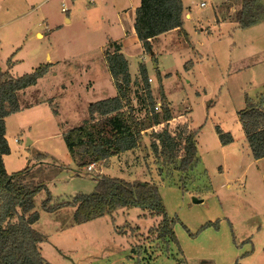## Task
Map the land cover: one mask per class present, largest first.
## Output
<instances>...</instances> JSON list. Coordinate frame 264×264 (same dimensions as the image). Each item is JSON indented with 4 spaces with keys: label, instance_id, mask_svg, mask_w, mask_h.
<instances>
[{
    "label": "rangeland",
    "instance_id": "obj_1",
    "mask_svg": "<svg viewBox=\"0 0 264 264\" xmlns=\"http://www.w3.org/2000/svg\"><path fill=\"white\" fill-rule=\"evenodd\" d=\"M71 1L0 0V72L8 70L13 77L31 72L44 44L61 60L35 85L17 92L20 110L5 118L10 147L3 156L6 171L29 166L33 175L26 181L44 183L51 204L91 193L95 177L109 175L111 165L110 160L91 169L68 165L72 159L63 133L84 122L87 102L116 95L113 81L100 72L103 48L95 44L96 22L86 26L80 15L70 23L62 20L67 14L60 10L62 2L68 9ZM201 1L185 0L192 17L202 19L205 27L201 33L194 32L193 20L184 27L202 53L189 72L187 67L196 59L182 36L176 55L152 61L149 53L133 50L129 57L133 75L140 62H147L154 103L161 104L159 70L172 75L165 79L164 88L173 103L182 97L188 101L183 106L191 110L194 129L201 126L196 131L197 152L188 169H177L180 159L173 167L168 151L156 155L144 142L159 131L153 128L156 124L148 113L149 103L141 101L144 91L139 82L131 85L127 100L135 110L136 122L143 126L140 145L119 159L121 164L110 172V176L156 185L166 214L174 221L176 240L159 241L155 229L161 217L139 207L119 208L111 215L76 224L72 205L43 210L41 204L47 196L43 189L33 201L39 214L34 228L45 235L40 245L45 264H264V158L252 157L236 114L245 106V96L264 98V25L238 27L234 19L241 0H204L205 5L200 6ZM218 4L224 11L216 8ZM47 8L51 17L58 15L55 22L63 26L39 39L36 31L47 32L42 24ZM106 50L107 46L104 55ZM40 59L45 61L43 56ZM85 63H92L98 71L80 72ZM89 79H96L95 85L86 89L81 83ZM63 85L68 88L64 90ZM216 126L231 133V144H220Z\"/></svg>",
    "mask_w": 264,
    "mask_h": 264
},
{
    "label": "trees",
    "instance_id": "obj_2",
    "mask_svg": "<svg viewBox=\"0 0 264 264\" xmlns=\"http://www.w3.org/2000/svg\"><path fill=\"white\" fill-rule=\"evenodd\" d=\"M235 21L241 29L263 22L264 0H241ZM183 25L182 0H140L135 11L134 29L137 39L143 50L150 54L152 61L156 59L152 53L151 39L169 30L177 29L191 45ZM104 60L116 87V95L90 103L87 108L88 118L81 125L63 133L66 149L78 168L103 163L111 156L137 146L143 126L136 122L134 108L128 104L127 94L131 85L142 83L144 93L140 94L141 101L149 103L148 113H151L153 124L171 118L159 72L157 81L161 113L158 114L153 110L154 102L144 63L138 64L139 77L132 80L128 61L114 42L107 45ZM50 67L49 62L40 63L31 72L17 77L11 76L7 70L0 72V264L47 263L40 246L45 235L34 228L39 214L34 210L33 199L43 189L47 194L41 204L43 210L54 211L64 205H72L73 221L76 224L111 215L119 208L139 207L152 216L161 217L155 229L159 241H175L174 221L167 216L157 187L151 182L97 175L91 193L76 194L71 201L51 204V193L44 183L26 181L27 177L33 175L29 166L12 173L6 171L3 156L9 154L10 147L5 137V118L20 110L17 92L35 85ZM123 99L127 101L126 108H123ZM53 112L58 113L55 108ZM236 114L252 157L264 158V98L256 100L245 96V106ZM135 126H139V129ZM196 131L193 129L185 138L184 153L177 166L182 172L188 169L193 159ZM215 131L222 145L232 142L229 132L222 131L218 126Z\"/></svg>",
    "mask_w": 264,
    "mask_h": 264
},
{
    "label": "crops",
    "instance_id": "obj_3",
    "mask_svg": "<svg viewBox=\"0 0 264 264\" xmlns=\"http://www.w3.org/2000/svg\"><path fill=\"white\" fill-rule=\"evenodd\" d=\"M182 1H183V6H184V25L183 27L187 25V21L193 20L194 21L193 22L194 32L201 33L205 31V27L203 26L202 19L200 20L199 17L193 18L192 17L193 14L191 13V7L189 8V5L186 4L185 0H182ZM75 2H77L78 5L75 4ZM139 4H140V0H72L71 7L67 9L66 11L67 14L63 16L62 18L65 24L72 22L73 17L78 16V15L82 16L83 20L86 22V26L88 24L92 25V22H96L97 24L96 32L98 31L99 32L95 36V38H97V41L95 42V44L99 43V47L103 48L102 53H101L100 72L109 76V79L111 80L112 78L107 70L105 60H104V53H103L104 49L106 48L108 44L112 42L118 44L120 48V52L126 57L128 61V67L130 65L129 57H130L131 51L140 50L142 51V53L145 52L139 40L137 39L135 29H134L135 11H136V8L139 6ZM217 6L218 7L216 8H218L220 12L224 11L223 10L224 7L220 6V4H218ZM79 8H81V10L77 11V9ZM60 10H61V7H60ZM233 10L235 9L232 8V11ZM57 18H58V15L56 18L51 17L48 8L44 9L43 17H42V24L45 26V29L47 30V32L43 33L42 31L38 30L35 33L36 37L41 39L44 37V35H49L51 32H55V30L60 29L61 26L63 25L59 24V22H55V19ZM233 19H229V20L232 21ZM218 20H220V18H218ZM223 21L224 20H221L220 23L218 24L223 23ZM257 24L264 25V21L259 22ZM185 31L187 32L186 29ZM187 34H188L191 45H189L188 42L184 39V37L181 34H179L177 29L169 30L151 39L152 53L155 59L158 60L159 57L162 58V57H165L167 55H172V54L176 55V53L179 51V49L182 46L181 44H178L180 42L179 38L180 36H182L183 39L187 42L188 46L193 51L195 55L194 58L196 59V60H191V65L187 67L186 71L189 72L191 66L194 64V62H197L199 56H201L202 53H200V51L196 48V45L194 44V42L191 40L190 32H187ZM40 53H42L41 57L43 56L44 58L43 60L45 61L42 62L41 61L42 59H40L41 57L35 58L33 61L34 68L38 66L40 63L49 62L51 63L50 69L52 70L55 67H57V64L61 62V60L58 59V57H55L53 55V51H51V47L48 44L46 45L44 44L41 46ZM143 63L144 65H146L145 68L148 71L147 62L144 60ZM11 64L9 66L13 67L14 65L13 64L11 65ZM161 64H162V61H161ZM156 67L158 68V64H156L154 68ZM79 71L80 72L90 71L91 73H93V71H98V70L92 63H89L86 65H81V67L79 68ZM129 72H130V76L132 80L139 77L138 72L137 74H134V75L131 73L130 67H129ZM169 73L170 72H160L159 70V74L161 76V85H162L165 97L167 99V105L171 111V118L167 121H160L159 123L153 126L155 131H159V132L157 135H155L154 133L150 141L149 140L145 141L144 139L143 140L146 143V145H150L151 148L150 147L149 148L152 150V153H155V154L157 153L156 155H160V151L162 152L168 151V155L171 156V162L173 163L172 166L174 167L177 165L178 160L184 153L185 138L191 133V129H194V126L192 122V117L190 115V111H191L190 108L183 106V104L186 102L184 101L185 97L180 98L179 99L180 101L177 102V104H174L173 100L170 97V93L166 91L164 88L165 79L172 76ZM96 76L97 75H92L93 78H96ZM152 79L153 78H151V80ZM95 80L89 79L88 82L81 83V85L85 87L86 89L93 88L95 85ZM62 88L66 90L68 87L66 85H63ZM43 100L44 99H41L38 101L40 104H43L44 102ZM90 103L92 102L86 103V109L88 108V105ZM186 103H188V101ZM174 105L178 106L177 109L174 108ZM157 113L159 114V111ZM134 114H135V110H134ZM56 115H58V113ZM200 127L201 126H199L196 130L198 131ZM140 141H141V138L138 139V144L134 149L126 150L117 155L111 156L108 159L111 161V165L110 167H108V171L106 172V174L111 175L112 173L110 174V172L114 169V166H119L121 164V162L118 161L119 159L125 157L129 153L131 154V150H136L137 148H139L138 146L140 145ZM196 143H197V140H196V134H195L194 135V145H195L194 154L197 152ZM231 143L225 144L223 146H227ZM112 161L114 163H112ZM73 164L74 162L72 160L71 162H68V165L72 166ZM123 166L125 167V163H123ZM103 170L101 173H103ZM124 179L128 180L127 178H124ZM128 181H131V180L129 179Z\"/></svg>",
    "mask_w": 264,
    "mask_h": 264
},
{
    "label": "built area",
    "instance_id": "obj_4",
    "mask_svg": "<svg viewBox=\"0 0 264 264\" xmlns=\"http://www.w3.org/2000/svg\"><path fill=\"white\" fill-rule=\"evenodd\" d=\"M204 5H205V1L203 0V1L200 2V6H204ZM61 10H62V12H66L67 11V8H66L64 2H62ZM148 81H151V78L150 77H148ZM122 105H123V108H126L127 107V101L125 99L122 100ZM153 110H154V112L155 111L158 112V111L161 110V104H160V102L154 103ZM92 167H94V163H92V164H90L88 166L89 169H91Z\"/></svg>",
    "mask_w": 264,
    "mask_h": 264
},
{
    "label": "water",
    "instance_id": "obj_5",
    "mask_svg": "<svg viewBox=\"0 0 264 264\" xmlns=\"http://www.w3.org/2000/svg\"><path fill=\"white\" fill-rule=\"evenodd\" d=\"M156 66V64H154V67ZM195 202H197L198 200L194 199Z\"/></svg>",
    "mask_w": 264,
    "mask_h": 264
}]
</instances>
